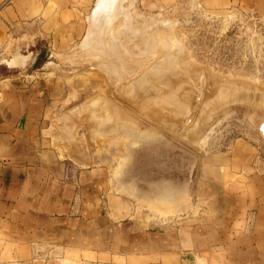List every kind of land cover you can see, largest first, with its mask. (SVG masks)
Segmentation results:
<instances>
[{"label":"crops","instance_id":"1","mask_svg":"<svg viewBox=\"0 0 264 264\" xmlns=\"http://www.w3.org/2000/svg\"><path fill=\"white\" fill-rule=\"evenodd\" d=\"M96 1L0 0V55L36 39L58 49L76 44ZM64 91L44 68L0 79V264H59L76 255L136 264H264L263 143L235 137L205 154L194 190L160 180L149 192L137 189L136 206L129 181L79 169L51 148L45 118L50 100ZM146 203L170 220L154 225Z\"/></svg>","mask_w":264,"mask_h":264},{"label":"rangeland","instance_id":"2","mask_svg":"<svg viewBox=\"0 0 264 264\" xmlns=\"http://www.w3.org/2000/svg\"><path fill=\"white\" fill-rule=\"evenodd\" d=\"M124 1L122 9L135 16L133 25L150 16L167 21L147 25L156 52L143 50L140 36L124 29L120 15L108 41L123 47V60L86 54L90 13L84 37L72 46L58 49L36 39L0 55V79L22 71L16 67L22 58L43 52L30 70L44 68L65 84L45 118L44 134L58 156L79 169L98 168L120 182L126 179L137 206V189L149 192L160 180L174 179L194 190L205 154L227 148L235 137L263 143L264 153V4ZM59 131L66 141L58 140ZM79 152L86 154L83 160H77ZM153 215L157 227L170 220ZM63 258L59 264L137 263L123 256Z\"/></svg>","mask_w":264,"mask_h":264},{"label":"bare ground","instance_id":"3","mask_svg":"<svg viewBox=\"0 0 264 264\" xmlns=\"http://www.w3.org/2000/svg\"><path fill=\"white\" fill-rule=\"evenodd\" d=\"M123 1L124 0H99L98 1L96 7L93 9L92 13L89 16V23H90L89 34H88L87 41L84 44V46L89 48V52L86 54H89V55L92 54L91 56H95V57H97V55L99 54L100 55L103 54L107 58H110V59L112 58L113 60H118V61L123 60V58L122 59L119 58L120 56L124 55V54L122 55L123 50H124L123 47H121L118 44V41L116 40L108 41V34L111 31V25L117 18H119L120 15H123L122 17H124V29L140 36L139 41H142L143 43L142 44L143 50L152 51V52L155 50L154 52H156V47H155L156 45L150 40V39H153L154 36L152 38L151 35L147 33V28L149 30L150 24L154 26L156 24H159V22L161 23L166 22L165 23L166 25L167 21H161V20L159 21V20L154 19L156 17L153 18L150 16L149 20L146 18L143 21H141V23H138L137 25H133V19L135 16L132 15L133 12L131 13L128 10V8L124 10L122 9ZM148 24H149V27H147ZM151 30H152V27H151ZM106 32H108L107 35H106ZM107 62L108 64L106 63V65H108V67L110 66L112 70L114 68H117L116 62L112 63L109 60H107ZM118 70L119 69H117V71ZM142 79L144 80V76L142 77ZM263 124H264V118L262 120V125ZM261 132L264 135V131L261 130ZM58 140L64 141L63 139L60 140L59 138Z\"/></svg>","mask_w":264,"mask_h":264},{"label":"water","instance_id":"4","mask_svg":"<svg viewBox=\"0 0 264 264\" xmlns=\"http://www.w3.org/2000/svg\"><path fill=\"white\" fill-rule=\"evenodd\" d=\"M38 56H39V54H31L30 56H26V57L21 59V61L19 62V64L17 66L16 65L15 66L19 67L22 71H28L35 65V63L37 62ZM190 122H191V118H188L187 121L185 122L183 128L185 126H187ZM263 125L261 126V130L264 131ZM192 215H195V214H192ZM188 217H190V215H185L182 218H188Z\"/></svg>","mask_w":264,"mask_h":264},{"label":"flooded vegetation","instance_id":"5","mask_svg":"<svg viewBox=\"0 0 264 264\" xmlns=\"http://www.w3.org/2000/svg\"><path fill=\"white\" fill-rule=\"evenodd\" d=\"M37 52V51H36ZM42 56H43V52H41L40 54H39V57H38V59H37V62L42 58Z\"/></svg>","mask_w":264,"mask_h":264}]
</instances>
